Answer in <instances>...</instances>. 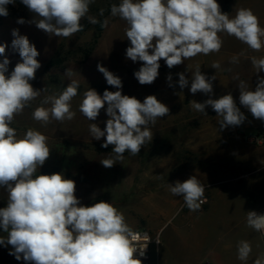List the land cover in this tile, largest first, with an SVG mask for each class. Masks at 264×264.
Returning a JSON list of instances; mask_svg holds the SVG:
<instances>
[{"label":"clouds","instance_id":"clouds-1","mask_svg":"<svg viewBox=\"0 0 264 264\" xmlns=\"http://www.w3.org/2000/svg\"><path fill=\"white\" fill-rule=\"evenodd\" d=\"M20 3L33 19L18 18V24L35 23L38 29L56 37L68 38L82 31L80 21L85 17L93 25L100 23L88 15L94 0H20ZM15 4L16 0H0V16L7 17L8 5ZM103 14L104 9H100V15ZM110 14L126 22L125 35L131 45L126 49V58L143 62L134 72L141 85H150L157 79L161 59L171 69L197 55L219 52L223 45L221 33L235 37L253 51L264 48V26L253 10L238 8L230 16L222 12L217 0H120L110 6ZM107 23L105 20L101 27ZM11 35V48L18 52L20 62L10 75H6L10 64L5 55L8 44H0V56L4 57L0 62V188L8 194L7 206L0 208V229L7 234L0 235V246L10 245L8 254L27 264H142L137 253L143 257L152 241L147 232L134 231L123 212L112 203L101 200L90 206L82 205L75 195V181L65 178L63 173L38 174L50 156L48 137L33 128L20 136L11 125L31 101L46 91L34 89L30 83L42 66L37 59L40 53L19 29H13ZM230 63H239L238 56H233ZM251 64L257 74L254 90L239 75L233 79L239 81L240 105L264 122V76L259 75L264 72V57H251ZM211 68L218 70L221 65L213 62ZM97 69L107 84L118 90L106 89L101 96L88 88L83 92L79 111L89 121H95L107 105L105 128L90 123L89 132L97 141L105 138L101 147L113 146L114 157L100 161L105 168H111L124 159L125 152L138 155L153 140L150 125L167 116L170 109L155 95L146 96L143 102L122 95L121 78L101 64H97ZM65 74L71 76L72 70L67 69ZM177 75L179 87H188L185 73ZM216 79V74L208 77L196 65L189 91L211 97ZM166 80L173 87L171 74ZM79 86V81L71 80L62 92L45 96L32 112V118L44 126L52 120L74 119L76 112L71 101L78 95ZM189 103L194 111L204 115L210 106L220 117L217 121L220 131L241 126L246 120L231 93ZM168 189L173 196L182 197L192 212L201 210L207 202L205 186L195 175L183 182L168 183ZM246 223L264 235V213L248 211ZM155 241L159 244L158 239ZM251 253L249 241L238 242V260L247 262ZM252 264H264V257H257Z\"/></svg>","mask_w":264,"mask_h":264},{"label":"rangeland","instance_id":"rangeland-1","mask_svg":"<svg viewBox=\"0 0 264 264\" xmlns=\"http://www.w3.org/2000/svg\"><path fill=\"white\" fill-rule=\"evenodd\" d=\"M119 2L94 0L88 15L100 23L93 25L87 17L82 18L83 30L68 38L50 35L38 29L35 23L18 24V18L30 21L32 14L25 6L8 5L9 15L0 16V44H8L5 55L10 60L6 75H10L16 63L20 62L18 52L11 48V32L19 29V33L26 35L40 53L37 59L42 66L30 83L34 89H46L14 118L11 126L20 136L28 128H33L48 137L50 156L38 174L63 173L65 178L75 181V195L82 205L90 206L101 200L112 203L123 212L133 230L147 231L152 238L159 240V244L149 246L148 264H206L215 258L221 264H252L257 257H264V235L246 223L248 211H264V143L259 145L247 138L264 136V131H249L237 126L235 132L240 134L241 139L230 141V147L242 151L238 155L231 151L221 155V141L214 140L213 154L207 156L204 135L220 132L217 122L220 117L210 106L205 109L207 115L196 112L189 102H204L231 93L239 104V81L233 77L239 75V79L254 90L257 76L251 57H264V49L253 51L235 37L221 33L223 45L219 52L197 55L171 69L161 59L157 79L150 85H141L134 72L143 62L126 58V49L131 46L125 35L126 22L110 14V6ZM217 2L222 12L230 16H234L238 8H251L264 26V0ZM100 9H104L103 16ZM105 20L108 21L107 26L101 27ZM233 56H238L239 63H230ZM3 58L0 56V62ZM213 62H219L221 68H211ZM97 64L121 78L122 95L134 96L141 102L146 96L155 95L170 109L167 116L150 125L153 140L146 143L136 156L125 152L124 159L116 161L111 168H105L100 161L114 157L113 146L101 147L105 138L97 141L89 132L90 123L98 124L102 130L105 128L107 105L95 121H89L79 111L83 92L88 88L95 89L101 96L106 89L112 92L118 90L107 84ZM196 65H200L201 72L208 77L216 74L211 97L189 91L191 74ZM67 69L72 70L71 76L65 74ZM181 72L189 79V85L184 89L178 84L177 73ZM168 74L172 75L173 87H169L166 80ZM71 80L79 81L80 85L78 95L71 101L75 118L63 122L52 120L46 126L35 121L32 112L41 105L43 98L62 92ZM208 162L236 166L229 172L207 173L199 178L205 186V197L213 198L215 203L206 211L203 207L192 212L185 206L182 197L170 193L168 183L187 180L194 175L195 164ZM201 167L205 170L211 168L207 165ZM7 199L6 190L0 188V208L7 206ZM0 235L7 234L0 229ZM241 240L252 245L247 262L237 259V245ZM10 250V245L0 246V264H27L9 255Z\"/></svg>","mask_w":264,"mask_h":264},{"label":"crops","instance_id":"crops-1","mask_svg":"<svg viewBox=\"0 0 264 264\" xmlns=\"http://www.w3.org/2000/svg\"><path fill=\"white\" fill-rule=\"evenodd\" d=\"M264 49V48H262ZM256 71V70H255ZM260 76H264V72H260L259 73ZM257 76V74H256ZM256 82H257V77H256ZM242 128L244 129H248L249 131H254L256 129H261L264 131V122L260 121V120H257L255 119L254 117L253 118H246L245 122L241 125ZM235 128L236 127H228L226 129H224L223 131H220V132H216V133H213V132H208L204 135V139L206 140V142L204 143V147H205V152H206V155H211L213 154V141L214 140H219L221 141V143L219 144L220 146V154L223 155V153H227L228 151H231V152H235L236 155L239 154V152H241L242 150L241 149H233L232 147H230V141H239L241 139L240 137V134H238L237 132H235ZM216 149V148H215ZM217 150V149H216ZM202 165H207V166H210L211 168L208 170H205L204 168H202L201 166ZM219 167V169H215V167ZM236 166V165H235ZM235 166H229L228 164L224 165V164H221V165H217V164H213V163H200V164H195L194 166V169H193V172H194V175L197 174V178H203L207 175V173H214V172H229L232 170V168L234 169ZM201 172V173H200ZM190 177V176H189ZM188 178V177H186ZM181 181H184V180H181ZM175 183V180L172 181V184ZM213 198L212 199H208L207 198V202L204 203L202 206H201V209H203V207H206L205 209H203L204 211L208 210L209 207L212 205H214L215 201L213 202ZM258 213H264V211L262 212H258ZM261 235V233H259ZM264 246V245H263ZM264 249V247H263ZM221 264V261L219 262L216 258L211 260L210 262L206 263V264Z\"/></svg>","mask_w":264,"mask_h":264},{"label":"built area","instance_id":"built-area-1","mask_svg":"<svg viewBox=\"0 0 264 264\" xmlns=\"http://www.w3.org/2000/svg\"><path fill=\"white\" fill-rule=\"evenodd\" d=\"M237 106L240 108V110L245 114L246 117H251L253 118L252 114L248 111L247 108L243 107L242 105L237 104ZM248 140H250V142H254L256 144H259L261 145L262 143H264V136H251V137H248L247 138ZM134 231H137V230H134ZM137 232H140V233H144V232H147V231H137ZM148 233V232H147ZM149 234V233H148ZM150 236V235H149ZM151 237V236H150ZM152 238V237H151ZM157 240L156 238H152V241L148 244V247L146 249V252H145V255L143 257H140L139 254L137 253V257L139 259H141L142 261V264H148V260H149V246L151 244H156V241Z\"/></svg>","mask_w":264,"mask_h":264},{"label":"trees","instance_id":"trees-1","mask_svg":"<svg viewBox=\"0 0 264 264\" xmlns=\"http://www.w3.org/2000/svg\"><path fill=\"white\" fill-rule=\"evenodd\" d=\"M16 4L20 7H23V5L20 3V0H16Z\"/></svg>","mask_w":264,"mask_h":264}]
</instances>
